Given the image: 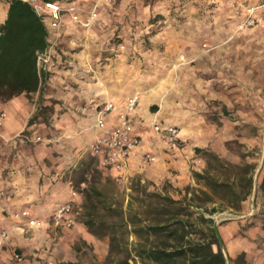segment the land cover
Instances as JSON below:
<instances>
[{
  "label": "rangeland",
  "instance_id": "1",
  "mask_svg": "<svg viewBox=\"0 0 264 264\" xmlns=\"http://www.w3.org/2000/svg\"><path fill=\"white\" fill-rule=\"evenodd\" d=\"M60 1L65 7L77 6L75 0ZM263 1L95 0L89 13L82 14L77 6L78 20L65 12L80 27L93 29L91 55L96 58L98 100L104 99V84L113 83L120 75L129 89L162 83L175 102L177 124L189 155L188 171L171 169L173 174L159 178L143 171L125 178L102 166L87 149L90 138L78 142V125L62 118L67 98H60L58 88L48 83L52 61L46 68L39 65L42 83L38 91L0 99L5 112L3 104L12 100L22 101L27 111L25 125L11 136L0 133V138L7 144L17 142L12 155L19 153L30 160L34 168H29L30 174L37 169L36 162L43 161L55 178L66 183L69 192L43 218L45 233L23 231L13 225L17 230L10 238L13 243L0 248V262L13 264V250L18 248L31 264H156L138 256L139 242L146 235L143 230L135 233L133 226L148 225L157 216L149 207L162 201L157 194L183 200L187 210L181 217L197 222L198 228L208 230V224L199 219L200 212L219 220L229 264L238 253L228 248L224 232L237 235L257 230L264 246L259 231H264V9H260L263 19L259 23L243 26L248 8ZM6 2L9 0H0V8ZM62 26L57 35L49 36L53 61L58 57L65 60L68 55L62 49ZM165 97L151 105L157 106L155 113L161 111ZM3 171L0 184L13 178L11 167ZM195 172L238 188L253 176L252 193L240 210L224 197L226 186L217 187L214 199L209 200L202 192L212 193L208 179L197 178ZM7 186L0 190V199L16 197ZM193 192L195 198L190 199ZM69 200L75 225L70 229L54 226L58 203ZM213 207L217 208L214 212L206 209ZM173 208L177 211L181 207ZM189 210L198 213L190 215ZM12 212L0 203V231L11 225L7 218ZM77 226L106 238L108 252L72 238L73 232L80 230ZM187 228L192 236H200L195 227Z\"/></svg>",
  "mask_w": 264,
  "mask_h": 264
},
{
  "label": "crops",
  "instance_id": "2",
  "mask_svg": "<svg viewBox=\"0 0 264 264\" xmlns=\"http://www.w3.org/2000/svg\"><path fill=\"white\" fill-rule=\"evenodd\" d=\"M94 2L95 0H75L78 11L82 14L89 13ZM8 9L9 2L2 4L0 8L1 24L7 18ZM66 15L64 13L62 17L63 38L61 41L63 43L62 49H66L67 51H64L68 55L65 57V60H58L59 57L55 61L52 60L48 83L58 88L56 93L60 98H67L62 106L67 109L62 118L63 120L71 119L72 123L74 122L73 124L78 125L80 133H78L76 140L79 142V140L83 141L86 140V137H89L90 141L87 149L94 155L91 150V144L99 133V130L95 128L97 110L107 101H114L116 103L117 108L107 115V126L111 127L118 121L120 111L125 109L127 98L133 94H138L140 102L136 111L131 115L133 131L146 135L148 140L142 148L132 155L123 173L113 171L123 175L125 178L143 171H146L147 176L153 178L170 176L173 174L171 169H178L180 173H187L189 166L187 160L189 155L186 154L187 148L184 146L180 150H167L165 144L150 128V120L157 110V106L153 107L151 105L158 103V100L164 95L166 97L159 112L160 121L176 125L179 122V118L175 113V102L172 101L171 95L166 93L167 90L162 86V83L158 82L149 87H144L142 84L129 89L121 82L122 77L120 75V78L114 80L113 83L109 85L104 84L102 87L104 88V99L98 100L97 93L99 87L96 81V58L91 55V46H94L91 38V31L93 29L90 26L88 28L80 27L79 24L71 21ZM116 75L119 76V73H116ZM70 95L72 96L71 99ZM16 101L18 100H12L3 104L4 109L7 111L6 116L2 120V126H0V133L7 136L13 135L14 131L20 130L25 125L23 116L27 114V111L22 101L19 103ZM18 116L22 119H17ZM182 138L185 141L183 135ZM14 142L16 141H11L10 144H7L0 138V175L4 174L3 169L6 167H11V174H13L12 179H8L7 181L1 180L3 183L0 184V190L5 185H8L7 187L12 189L9 192H14L16 195L15 198L1 197L0 199L1 207L13 209L12 216L7 218L11 225L4 227V229L10 231V238L15 233L14 231H17L14 230L16 228L13 227L14 224H17V229H22L23 231L33 230L34 233L39 231L45 233L47 231L46 220H43V218L48 215L49 211L53 209L59 200H62L66 195L68 196L69 188L66 183L59 178H55V175H52L50 168L43 161L36 162L38 167L34 173L30 174L29 168L34 170L30 165V160L22 158L19 153L17 156L12 155L13 148L15 147ZM145 150H151L156 154L157 159L155 162L148 165L141 164L140 155ZM31 176H33V179L29 180ZM52 178L56 179V181L52 182ZM23 209H29L34 217L43 220V225L24 226L20 220L13 217L16 212ZM77 228L80 230H75L72 238L86 240L95 246L102 247V252H108L109 244L106 238H100L92 234L83 226H77ZM259 231L261 237H264V231L261 229ZM256 232L257 230H249L248 233L237 235L224 232V238L227 241L229 249H233L236 253L246 251L248 259L252 264H264V246L257 238ZM10 238L3 246L12 245L13 242L10 241ZM3 246L0 248H3ZM15 250L20 251L18 248H14L13 252ZM1 261H3V258ZM0 263L11 264L5 261Z\"/></svg>",
  "mask_w": 264,
  "mask_h": 264
},
{
  "label": "trees",
  "instance_id": "3",
  "mask_svg": "<svg viewBox=\"0 0 264 264\" xmlns=\"http://www.w3.org/2000/svg\"><path fill=\"white\" fill-rule=\"evenodd\" d=\"M46 1V0H44ZM60 1V0H57ZM0 99L9 100L21 93L36 92L42 83V73L38 64L39 53L49 45V30L29 0H9L8 15L0 24ZM254 167V166H253ZM197 178H207L206 182L212 193L202 189L209 200L217 187H228L224 197L229 198L231 207L240 210L253 190L254 179L250 176L242 188L233 184L214 180L209 174L195 172ZM264 192V177L261 183ZM161 197L156 205L151 204L150 212H154L153 221L145 226L134 223L135 233L144 231L146 238L139 242L138 256L144 261L156 264H229L216 229L214 218L199 214V219L208 224V230L198 228L197 222L185 220L181 215L187 207L183 200L172 196L157 194ZM195 198V192L190 199ZM178 205L177 211L173 207ZM181 205V206H180ZM190 207V206H189ZM214 212L217 208H206ZM190 215L198 213L189 210ZM89 225V224H88ZM188 226L195 229L200 236H192ZM264 228V220L263 225ZM112 248L115 237H111ZM232 264H252L246 251L238 253Z\"/></svg>",
  "mask_w": 264,
  "mask_h": 264
},
{
  "label": "built area",
  "instance_id": "4",
  "mask_svg": "<svg viewBox=\"0 0 264 264\" xmlns=\"http://www.w3.org/2000/svg\"><path fill=\"white\" fill-rule=\"evenodd\" d=\"M43 21L46 22L49 36L57 35L62 26V17L65 12H70L74 19L78 20L77 6L73 4L70 7L63 6L61 1L57 0H29ZM264 9V1L257 6L249 7L243 20V26L250 27L259 23L263 16L260 9ZM1 33V32H0ZM52 61V49L49 47L39 53L38 64L44 68ZM140 97L133 94L127 98L125 109L120 111L118 121L111 127L107 126V115L117 108L114 101H107L97 110L95 128L99 133L95 136L91 150L99 158V162L105 168H111L119 173H123L129 164L132 155L142 148L148 140L147 136L133 131L131 115L139 105ZM6 116V112L0 109V123ZM150 128L153 133L161 139L167 150H180L184 147L181 130L176 124H166L160 121L159 114L154 113L150 120ZM156 154L151 150L141 152L140 162L148 165L155 162ZM14 217L20 220L24 226H42L43 220L32 215L29 209H23L14 214ZM53 223L55 226L72 228L76 220L73 214L72 202L66 201L58 204L53 213ZM10 231L3 229L0 233V247L10 238ZM13 264H31L26 254L15 250L12 255Z\"/></svg>",
  "mask_w": 264,
  "mask_h": 264
},
{
  "label": "water",
  "instance_id": "5",
  "mask_svg": "<svg viewBox=\"0 0 264 264\" xmlns=\"http://www.w3.org/2000/svg\"><path fill=\"white\" fill-rule=\"evenodd\" d=\"M214 227L216 229V232H217V235H218L220 241L223 244V249H224V252H225L224 241H223L222 235H221L220 230H219V220H215Z\"/></svg>",
  "mask_w": 264,
  "mask_h": 264
}]
</instances>
